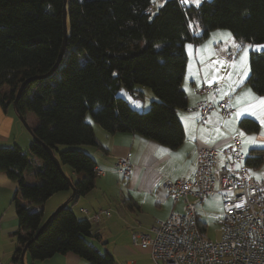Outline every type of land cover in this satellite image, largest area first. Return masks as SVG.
<instances>
[{
  "label": "trees",
  "instance_id": "16d2710c",
  "mask_svg": "<svg viewBox=\"0 0 264 264\" xmlns=\"http://www.w3.org/2000/svg\"><path fill=\"white\" fill-rule=\"evenodd\" d=\"M152 1L66 0L65 49L49 73L63 44V0H0V101L13 102L22 86L16 114L25 119L31 112L38 120L26 152L15 143L0 146V172L18 185L12 197L18 220L11 233L14 259L27 244L35 261L71 252L90 264H115L110 254L87 241L98 237L92 223L69 207L95 184L96 162L82 148H104L86 115L108 133L138 134L175 149L184 140L177 113L187 105L184 44L199 43L214 29H228L242 44L264 43V0H204L197 6L163 0L146 15ZM249 65L247 82L264 94V51H250ZM138 85L155 96L144 111L116 95L123 88L143 100ZM240 126L247 132L258 129L251 118ZM254 153L246 165L264 161V149ZM34 158L41 164L34 166ZM28 172L34 183L25 181ZM70 182L74 197L33 239L44 222V203L57 192L70 191Z\"/></svg>",
  "mask_w": 264,
  "mask_h": 264
},
{
  "label": "crops",
  "instance_id": "0c3cea01",
  "mask_svg": "<svg viewBox=\"0 0 264 264\" xmlns=\"http://www.w3.org/2000/svg\"><path fill=\"white\" fill-rule=\"evenodd\" d=\"M228 33L231 32L214 29L199 43L184 44L187 62L182 87L187 95V105L177 112L184 127V140L180 146L169 149L138 134H111L96 124L93 126L94 131L104 148H82L92 156L96 168L102 173L96 175L94 187L75 201L72 210L77 217L86 218L93 223L98 237H92L94 239L89 243L100 253L110 254L115 264H154L147 250L133 244L132 235L148 232L157 221L165 219L171 212L183 210L182 202L173 200L168 194L164 180L192 178L198 147L216 146L221 149L229 144L232 136L238 135L241 139V164L246 166L248 174L254 179H264V161L255 166L245 163L249 155L255 154V150L264 149V135H261L264 133V124L261 123L264 119V104L261 103L264 94H257L247 82L250 74L249 53L246 64H243L241 56L244 55V44L232 34L228 38ZM235 44H240L241 47L237 48ZM228 52L236 53L235 58L228 59ZM245 71L248 72L246 76ZM241 77L243 82L237 83ZM202 84L217 85V89L207 95L214 104H217L223 94H229L231 105L235 109L230 117H222L217 111H213L205 121L198 122L196 102L201 96L195 94L193 88ZM249 89L251 95H246ZM238 111L241 112L240 116H237ZM244 118L254 119L258 123V129L251 132L242 129L240 121ZM241 132L244 133L243 137ZM250 137L255 142H251L248 139ZM28 139L30 137L23 132L12 102L0 101V146L15 143L21 147L18 140L27 143ZM161 149H167L168 152L163 153ZM128 154L131 172L124 175L117 170L116 163ZM221 159L222 156L219 157V165ZM238 165L239 163L232 162L233 167ZM253 173L261 178L257 179ZM73 177L76 179V175L73 174ZM0 187L8 192L11 200V194L13 191L16 193L18 185L17 182H0ZM70 194L71 190L52 195L43 205L42 218L68 199ZM54 197H57L56 202L49 204L48 209L47 203ZM5 211L7 213L1 215L2 219L9 214L10 217H16L10 208ZM202 225L206 229L205 224ZM16 227L17 225H11L4 228L3 232L12 237L11 233ZM15 249L16 244L13 243L8 251H0V259L4 264H19L20 257H13ZM32 264L90 263L69 252L55 254L42 261L33 260Z\"/></svg>",
  "mask_w": 264,
  "mask_h": 264
},
{
  "label": "built area",
  "instance_id": "2783aa9c",
  "mask_svg": "<svg viewBox=\"0 0 264 264\" xmlns=\"http://www.w3.org/2000/svg\"><path fill=\"white\" fill-rule=\"evenodd\" d=\"M150 11L151 6L145 14L149 15ZM235 56L234 52L227 54L228 59ZM216 89V84L193 88L201 96L196 102L199 123L213 111L222 117L234 113L229 94H223L217 104L207 98ZM240 148L238 135L232 136L229 144L221 149L198 147L192 178L164 180L168 194L182 202L183 210L171 212L148 232L132 235L133 244L147 250L154 264H264V179L256 180L248 174L246 166L241 164ZM233 161L239 167H233ZM116 167L120 173L129 174V154L119 159ZM95 170L96 175L102 173L100 169ZM215 196L221 199L220 235L211 240L199 224L195 207ZM0 264H4L1 259Z\"/></svg>",
  "mask_w": 264,
  "mask_h": 264
},
{
  "label": "rangeland",
  "instance_id": "374dc122",
  "mask_svg": "<svg viewBox=\"0 0 264 264\" xmlns=\"http://www.w3.org/2000/svg\"><path fill=\"white\" fill-rule=\"evenodd\" d=\"M202 1L204 0H199V3H196L195 0H182L183 3L187 4V5H199ZM163 0H153L152 4H151V14H153L154 12H156L158 10V8L160 7V5L162 4ZM227 30L228 32H230L228 29H224ZM244 45H264V43H244ZM243 45V46H244ZM243 52H244V47H243ZM264 51V48L261 49H256L255 47H251L248 49L247 53H249L250 51ZM138 87L140 88H144V97L143 100L141 99H135L133 98L130 94H128L125 89H120L117 92V96L125 99L128 101V103L137 111H144L149 107V104L151 103L152 100L155 99V96L153 95L151 89L147 86H141L138 85ZM151 96V98H150ZM12 107H14L12 105ZM20 126L23 130V132H25V134H28V136L30 137V139L27 140V143H23L22 140H18L20 141V145L23 148L22 150L24 152H26L29 148V144L32 141V135L31 133L27 130V128L24 126L23 122L20 120V118H18ZM26 122L28 123L29 126H36V124L38 123V120L36 118V116L31 113V112H27L26 117H25ZM86 120L88 122H90L93 126H96V124L93 122V119L91 117V115L88 113L86 115ZM20 137V136H19ZM23 143V144H22ZM8 146H12V144H9ZM85 147H89V145H84ZM92 148V147H91ZM37 164H41V161L34 158V166H36ZM2 172H0V182H16L13 181L11 179H9L5 174H1ZM24 178L25 181L28 183H34L35 182V178L33 173L28 172L24 174ZM14 191L11 194V200L8 197V192L6 190H4V188L0 187V251H8V249H10L13 246V243L16 244V240L15 237H11L9 234L3 232L4 228L10 227L11 225H17L18 224V220L17 218L14 217H10V214L7 215V218L5 217L4 219L1 218V215L4 214L6 211V209H11L14 215V202L12 200V197L14 195ZM56 194V193H55ZM54 196V194H53ZM19 199H22L20 197V195L18 196ZM57 197H54L52 199H50L47 203V208L49 209V204H51L52 202H56ZM22 201L28 206L31 207V210H36L37 207L34 206H30L29 201L22 199ZM74 204H69V207L72 209ZM58 206H56L54 208V210L52 212H50L49 214H46V217L44 218V221L47 219V217H49V215H51ZM196 212L199 216V219L202 221V223L205 224L206 226V235L209 239L211 240H216L219 238L220 235V224H219V218L221 215V199L219 196H215V197H208L206 199H204L203 202H199L197 204V206L195 207ZM48 211V210H47ZM7 213V212H6ZM77 216V215H76ZM83 219V218H80ZM92 227H94L93 223H92ZM87 241L89 242L91 239L94 238H86ZM14 254V253H13ZM20 257V256H19ZM86 260V259H84ZM87 261V260H86ZM88 262V261H87ZM19 264H21V260L19 258Z\"/></svg>",
  "mask_w": 264,
  "mask_h": 264
},
{
  "label": "water",
  "instance_id": "95a60500",
  "mask_svg": "<svg viewBox=\"0 0 264 264\" xmlns=\"http://www.w3.org/2000/svg\"><path fill=\"white\" fill-rule=\"evenodd\" d=\"M66 16H67V12H66V0H63V6H62V31H63L62 33H63V44H62L60 53L58 55L57 61H56L55 65L53 66V68L49 71V73L53 72L54 69L56 68V66L61 61V58H62L64 49H65L64 42H65L66 34H67ZM21 90H22V86L17 90V92L15 94V98H14V100L12 102V105L14 106V108L16 107V103H17L18 97L20 96ZM18 118H20V120L23 122L24 126L31 133L32 132V129L28 125V123L26 122V120L21 115H18ZM55 163L58 166V168H60L59 162L56 159H55ZM70 190H71V194H70L69 198L66 199L62 204H60L57 207V209L51 215H49V217H47V219L42 223V225L39 227L38 231L33 236V239H35L42 232V230L45 228V226L47 225V223L51 219V217L54 215V213L58 209H60L61 207H64L67 204H69V202L71 201V199L74 197L75 189H74V186L72 185L71 182H70ZM20 260H21V264H32V261L33 260H32V258L30 256L29 252L27 251V244L22 248V251H21V254H20Z\"/></svg>",
  "mask_w": 264,
  "mask_h": 264
},
{
  "label": "snow or ice",
  "instance_id": "6c2138e0",
  "mask_svg": "<svg viewBox=\"0 0 264 264\" xmlns=\"http://www.w3.org/2000/svg\"><path fill=\"white\" fill-rule=\"evenodd\" d=\"M195 2H196V3H199V0H195ZM227 37H228V38H231V33H228V34H227ZM234 46L237 47V48L241 47L240 44H235ZM243 47H244V55L241 56V62H242L243 64H246V62H247V51H248V49L251 48V47H255L256 49H261V48H264V45H256V46H253V45H244ZM216 63H222V62H221V61H216ZM247 74H248V72L245 71L244 75L246 76ZM230 75H231V74H230ZM242 82H243V77H241V78L237 81V83H242ZM209 83H212V81H209ZM246 95H251V89H249V90L247 91ZM261 103L264 104V99L261 100ZM240 115H241V112L238 111V112H237V116H240ZM261 123L264 124V119L261 120ZM240 135H241V137H243V136H244V133L241 132ZM261 135H264V133H261ZM248 139H249L251 142H255V139H254V138H251V137H250V138H248ZM161 151H162L163 153H167V152H168L167 149H161ZM169 154H170V153H169ZM238 167H239V165H238ZM253 175H256V176H257V179H260V178H261L259 175L255 174V173H253ZM238 206H239V205H237V207H238Z\"/></svg>",
  "mask_w": 264,
  "mask_h": 264
}]
</instances>
